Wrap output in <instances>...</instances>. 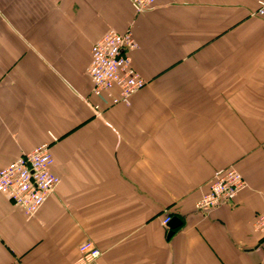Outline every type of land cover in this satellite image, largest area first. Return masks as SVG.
<instances>
[{"label": "crops", "instance_id": "obj_1", "mask_svg": "<svg viewBox=\"0 0 264 264\" xmlns=\"http://www.w3.org/2000/svg\"><path fill=\"white\" fill-rule=\"evenodd\" d=\"M264 0H0V169L49 145L60 183L27 218L0 193V264H264ZM130 31L146 81L105 107L91 48ZM99 105L100 116L92 107ZM246 188L208 212L214 173ZM166 217L182 223L169 239Z\"/></svg>", "mask_w": 264, "mask_h": 264}, {"label": "built area", "instance_id": "obj_2", "mask_svg": "<svg viewBox=\"0 0 264 264\" xmlns=\"http://www.w3.org/2000/svg\"><path fill=\"white\" fill-rule=\"evenodd\" d=\"M158 0H129L136 14L150 10ZM252 17L264 19V1L258 4ZM138 45L130 31L123 34L109 30L91 48V60L87 76L92 83V95L105 107L130 104L131 97L142 90L146 81L134 69L130 53ZM100 116V107H92ZM54 160L49 145L22 153L5 168L0 169V193L22 210L27 218L34 217L60 183L52 172ZM246 188L242 175L233 167L214 173L209 190L197 203V209L208 212L233 201ZM171 218L162 221L168 227ZM254 230L264 235V212L254 222ZM81 259L89 264L96 261L101 252L91 241L78 247Z\"/></svg>", "mask_w": 264, "mask_h": 264}, {"label": "water", "instance_id": "obj_3", "mask_svg": "<svg viewBox=\"0 0 264 264\" xmlns=\"http://www.w3.org/2000/svg\"><path fill=\"white\" fill-rule=\"evenodd\" d=\"M181 222L179 221V219L177 217H173L171 218L169 224H168V235L167 238L169 239L170 237H172V235L174 234V231L177 230L180 226H181Z\"/></svg>", "mask_w": 264, "mask_h": 264}]
</instances>
